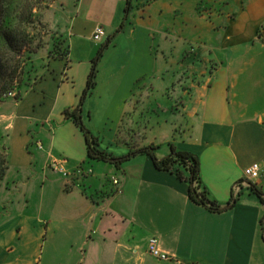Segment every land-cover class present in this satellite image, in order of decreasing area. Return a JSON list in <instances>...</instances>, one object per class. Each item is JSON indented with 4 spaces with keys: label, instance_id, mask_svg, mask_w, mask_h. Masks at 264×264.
I'll return each mask as SVG.
<instances>
[{
    "label": "crops",
    "instance_id": "obj_1",
    "mask_svg": "<svg viewBox=\"0 0 264 264\" xmlns=\"http://www.w3.org/2000/svg\"><path fill=\"white\" fill-rule=\"evenodd\" d=\"M126 2L68 0V56L47 61L20 99L0 103L9 167L0 264H264V205L249 189L264 193V177H244L254 164L264 172V0H132L128 18ZM97 26L107 31L101 43ZM112 36L80 111L84 124L118 158L155 147L162 159L170 145L197 154L222 212L192 202L188 185L148 155L120 169L89 160L65 112L79 106ZM180 71L194 81L188 92L177 85ZM151 237L175 260L151 256Z\"/></svg>",
    "mask_w": 264,
    "mask_h": 264
},
{
    "label": "trees",
    "instance_id": "obj_2",
    "mask_svg": "<svg viewBox=\"0 0 264 264\" xmlns=\"http://www.w3.org/2000/svg\"><path fill=\"white\" fill-rule=\"evenodd\" d=\"M38 2L40 0H0V103L7 99L9 93H12L14 89L19 90L15 100L20 99L22 92L36 83L41 78L42 70L46 68L40 65L37 69L32 62V54H36V51L32 49L34 36L31 35L30 28L36 24L34 12L38 8ZM131 10L132 0H127L125 10L127 18ZM124 25L123 23L121 29L113 36L122 32ZM113 36L107 39L106 44L100 48L97 56L92 61L87 87L79 106L74 111L65 112L66 117L72 120L83 134L89 160L109 163L120 169L124 164L131 161L134 156L139 154L148 155L157 170L169 172L188 185L189 198L192 202L211 212H222L224 209L210 198L209 192L204 186L201 175V161L197 154L181 151L174 145H170L169 155L162 159L158 158L156 154L157 148L155 147L140 148L118 158L105 151L99 138L95 137L84 124L80 111L84 100L93 92L97 85L99 63L103 57L104 50L111 44ZM60 46L65 47L60 49L55 57H52L54 60L68 56V43L66 42L65 45L61 44ZM29 62H32V65H29ZM17 83L20 84L19 89H17ZM8 168L7 154L4 149L0 150V184L4 180ZM249 189L251 194L264 205L263 191L253 183H250ZM237 200L238 196L235 197L233 195L231 202L234 204Z\"/></svg>",
    "mask_w": 264,
    "mask_h": 264
},
{
    "label": "rangeland",
    "instance_id": "obj_3",
    "mask_svg": "<svg viewBox=\"0 0 264 264\" xmlns=\"http://www.w3.org/2000/svg\"><path fill=\"white\" fill-rule=\"evenodd\" d=\"M67 3L68 0H40L38 2V8L34 12L36 24L30 28L31 35L34 36L32 49L36 51V54H32V62L36 68H39L40 65L45 67L48 64L47 61H52V57H55L60 49L65 47L60 45H65L67 42L65 30L68 16L63 12ZM32 62H29V65H32ZM176 76L177 85L184 89L182 92H186V84L191 80V77L187 76L185 71H180ZM191 82L194 83V81ZM16 85L17 89H19L20 84L17 83ZM21 85L23 86V84ZM17 91L19 90L14 89L12 93L18 95ZM173 94L177 99V105H181L180 95H177L175 91H173ZM0 150L3 149L0 147Z\"/></svg>",
    "mask_w": 264,
    "mask_h": 264
},
{
    "label": "built area",
    "instance_id": "obj_4",
    "mask_svg": "<svg viewBox=\"0 0 264 264\" xmlns=\"http://www.w3.org/2000/svg\"><path fill=\"white\" fill-rule=\"evenodd\" d=\"M107 37V31L103 26H97L93 33V41L96 43H101ZM16 96L15 93H9L8 97ZM39 149H43L41 143L38 144ZM51 168L55 171L61 173L64 177L69 178V173L65 170L63 162L60 160L52 161ZM82 173V171L80 172ZM91 173V171H90ZM264 177V172H261V166L259 164H254L244 171V177L247 180H255L260 177ZM113 184L118 188L120 187V181L117 178L113 179ZM148 252L151 256L161 260V261H173L175 257L164 252L161 248L160 241L157 237H151L148 241Z\"/></svg>",
    "mask_w": 264,
    "mask_h": 264
}]
</instances>
